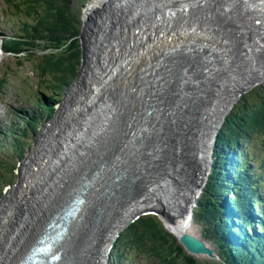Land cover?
I'll list each match as a JSON object with an SVG mask.
<instances>
[{
  "label": "bare ground",
  "instance_id": "1",
  "mask_svg": "<svg viewBox=\"0 0 264 264\" xmlns=\"http://www.w3.org/2000/svg\"><path fill=\"white\" fill-rule=\"evenodd\" d=\"M228 1L231 3L233 0L202 1L199 3V5H201L200 9L193 13L191 19H188L184 24L178 26L176 30L161 35L159 34L154 41H149L143 45V41H146L149 34L161 33L162 31V25L160 26L154 23L149 24L147 22L145 18L146 13L151 12L154 14L157 10L165 11L160 22L164 24L169 19H178L185 16L188 18L191 17L189 14L192 13H190L188 7L191 6L193 8L197 6L194 5L197 1L100 0L102 3L97 5H101V7L99 6L101 13L96 16V20L100 22V34L107 42L103 43L100 41L95 45L98 49H102V51L105 50L104 54L106 58L103 60L106 61L113 52H122V47L120 46L123 42L122 38H124L123 35L128 34L125 38L129 41L126 44L127 47H124L123 50L130 49L129 45L131 44L135 46V49L133 51L130 49L127 52V55H129V52H132L133 57L130 55L131 58H128V56L126 58L130 67L126 72L129 74V77H127L125 81L128 82L132 79L130 68L136 65L154 69L155 72L161 75L157 84L159 86L158 90L161 92V95L164 96L160 98L159 105L164 104L169 99V101L172 102L167 108L169 116H173L174 113H176L179 117H173L169 129L164 131L158 130L161 122L157 118L155 111H153L150 116H148L147 113L143 116V109L145 106L148 107V104L141 103L142 96L139 94L131 95L135 101L131 100L130 93L127 95L128 98L126 102L132 103L133 112L130 109L125 110L126 103L124 100L126 94H121L119 84L125 86L127 90L128 86L126 83H121L117 79V73L121 74L123 69H120L117 63L111 64L110 61L106 63V66H109L111 77L116 80L115 86L117 87L109 96H106V101L103 102L102 100L100 103V111H97L98 108L96 106L94 107L91 111V115L95 113V117L89 119L88 124H85L86 119H84L85 123L81 124L76 118L75 126L79 125L76 128L72 126L70 130L71 137L62 144L63 148L59 146L55 148L53 146L54 144H58L61 135V128L57 130L56 125L64 123L65 118L69 120L72 119V105H74L75 109L82 108L83 92L87 90L88 94L86 97H83V99L89 96L92 102V97H96L95 92L103 91L102 81L104 82V80H107L108 83L112 81L110 77H104L102 80L101 78L103 75L99 74V76L95 78L96 81L94 82L95 87L92 91L93 93H89L88 89H91V83H89L88 74L83 72L87 80H83L84 74H82L78 86L74 88L75 90L77 89V91L79 90L76 92V96H79L77 98V106L80 107H77L74 102H72L71 105L68 103L60 107L58 106L59 104H56L57 108H63V112L60 120L51 128L48 127L45 129L46 132L43 133L44 145L40 152L44 153V156L39 155V153L33 154L35 159L31 158V163L29 162L27 164L19 190H17V188V191L9 195V197L13 195L21 196H15L12 199L11 205H13V207L11 208V213L9 212L8 215L6 213L5 218L0 224L2 225V223L6 221V227L2 232L4 237L8 235V228L24 222H32V220L35 219L34 216L26 215L25 213L27 212L34 215L36 213V217H38L36 223H38L43 212L50 210L57 203V196L69 191L73 186L71 185L73 177L79 172L86 173L88 171H92L97 178L95 200H97L100 205L102 204L108 207L107 217H104L102 209L99 208L101 213L100 218H102L106 224V221L111 222L108 228V225H104L105 229L99 231L98 234L102 236L106 233V236L110 237L126 222L124 215L119 213V211L125 204L128 195L122 194L121 190H117L114 182L123 176V174L116 171L118 169L122 170L124 160H126L127 157L133 156V162L131 161L128 163L126 173L129 174L135 171L137 176H139L138 174L140 173L145 174L147 179L142 182L140 186L145 187L149 185L150 188H155L159 184L155 173L158 176L163 174L165 158L159 156V153L164 156H166V154L170 155L173 158L171 164L174 169L186 168L193 157L195 159L194 167H200L206 162L207 151L204 150V148H206L207 144L211 141L210 138L207 140L208 135L206 137V131L212 132V124L215 125L213 122L214 117L218 112L220 115L225 110L223 106L221 111H219L222 104L227 101V95L242 87L244 81L248 80L245 85L247 83L251 84L252 78L254 79L256 76L264 73V65L261 63L263 60L257 58L259 54L258 51L264 47V36L261 37V35H263L262 30H264V0H234L231 4H229ZM185 3H189V5H185ZM213 3L217 4L216 8H214V6L210 7ZM171 9H174V11L170 12ZM184 9L186 11L180 14V10ZM93 12L94 11L87 14L91 15ZM250 16H253L255 23L261 22L262 25L258 27L259 31L255 35V41L252 42V40H249L246 44L242 43V38L251 33V27L249 26ZM216 19L220 22L224 20V22H222L223 25L215 23ZM108 21L109 26H106ZM237 26L240 29L237 28ZM220 27L222 29H220ZM122 32L123 35L120 34ZM147 32L148 34H146ZM103 33H105V35H103ZM227 42H230V44H227ZM218 45L226 48H233V50H230L232 54H227L222 48L221 50H212L214 46L216 48ZM197 48L201 54H199L198 51V53L196 52L195 49ZM217 54L220 58H217ZM92 58L94 61L95 57ZM133 58L134 62H132ZM242 58L245 59L248 66L243 63L241 60ZM231 61H233L232 64L230 63ZM224 62L230 64H223ZM211 64L213 65L209 67ZM197 68L200 69L195 71ZM97 72H100V70ZM170 72L176 76L172 78L168 88L165 89L167 84H163V80L169 77ZM248 73L249 77H247ZM202 76H204L203 79L201 78ZM188 78H190V80H188ZM95 79L93 78V80ZM200 82L205 84L204 87L201 88L199 85ZM82 87H85L84 91L80 90ZM183 90L186 92L189 91V94L181 92ZM114 92L117 93L114 94ZM74 93L75 92H72V94ZM178 93L181 97L184 94L186 96L184 99L187 100L192 97V93H196L200 98L194 104H198L199 106L191 107V104H187L183 99L178 100ZM148 94H150V92H148ZM171 94L173 96L172 98ZM149 97L151 96L149 95ZM89 99L85 100L84 107L90 106ZM118 108L125 110L120 116L117 111ZM81 113L82 111L79 110L78 115L80 116ZM205 115H207L208 118H204ZM128 116L130 117L127 120ZM137 116H143L147 124L143 123V118L139 122H134L133 120L135 117L137 120ZM150 117H155L153 122ZM119 118L122 120L119 121ZM175 120L180 123L177 129H183L182 134L184 129L187 130L190 136V144L186 148L182 147V142H180V144H175L171 139L170 134L174 132L171 129L175 130V127L178 126V124H174ZM107 124L114 125V128L105 130ZM153 124H157L158 126L154 129ZM79 127L85 128V131H78L77 129ZM73 129H75L74 132H72ZM52 130L54 133L50 135ZM152 130H156V132L153 133L151 132ZM62 133L68 134L66 130H62ZM164 134H166V136ZM193 140H195L196 147H191ZM155 142L156 144H160V147H158V145L156 147ZM46 145L49 152L46 149ZM186 151L189 152V157L182 155ZM48 154H52V156ZM99 159L101 162L98 161ZM150 163L154 164L155 173L149 168ZM36 165H39V168H36ZM198 172L199 171H196L192 176L183 177L182 187L184 188L185 186L186 191L183 189V192L176 197L177 200L175 199L174 203L167 202L163 199H161V203L153 193H148L144 197L140 196L127 200L128 216L140 210H154L161 214V217L164 218L163 223L166 221L168 230L176 236L188 235L202 241L200 238L202 236L197 233L194 222L190 219H188L187 222L182 219L180 205L182 199L187 200V197L193 195L194 189L201 185L203 179L193 180V177L198 175ZM114 173H116V179L112 178ZM185 178L188 179V182H185ZM78 186L79 185H77V187ZM84 189H86V187ZM24 191H29L33 195L35 199L32 198V202L34 204L27 203L28 195H26L27 193H24ZM108 197L109 199H107ZM8 198L6 200L4 198L5 201L3 200V205L7 202L9 204ZM113 205H115L114 208L112 207ZM153 205L156 207L154 208ZM34 209L35 211H33ZM3 213L1 209L0 218ZM97 217L99 218V216ZM171 219L173 223H170ZM19 226L20 225H17L16 229H18ZM25 227L26 229L23 231ZM33 228L31 229V233ZM73 229L74 228H72V230ZM85 229L89 230L86 226L82 229L83 232H85ZM92 229H94V227ZM28 230H30V223H26L18 232L16 231L17 233L15 232L16 234L9 241L10 245L8 242L0 243V253L2 252L1 247L8 243L6 251L1 255L0 264H11L14 261L15 257L23 249L22 242L24 241L22 240V235ZM79 231H81V228ZM71 234L73 235L72 232ZM30 235H27L28 240ZM204 241V247H213L210 243ZM68 246L67 244V247Z\"/></svg>",
  "mask_w": 264,
  "mask_h": 264
},
{
  "label": "trees",
  "instance_id": "2",
  "mask_svg": "<svg viewBox=\"0 0 264 264\" xmlns=\"http://www.w3.org/2000/svg\"><path fill=\"white\" fill-rule=\"evenodd\" d=\"M29 2L28 10L37 20V26L27 27L25 32L30 37L34 36L40 40L42 44H36L37 53L29 55L27 61L33 65L34 73L37 76L36 89L41 94H43L41 90L45 91L43 92L46 95L47 104L43 103L41 106L50 113L48 117L50 118L56 111L53 105L60 103V98L77 79L81 69L79 20L70 13L71 0H63L60 6H56L57 14L52 12L53 3L50 0L42 2L29 0ZM17 10H20L22 14L23 11L19 5H17ZM25 44H14L11 50L20 52L23 50L22 45ZM41 125V122L32 120L28 123L26 130L35 134ZM30 145L28 138L23 135L20 141L12 145V156H18L19 159H22L25 150ZM216 145L214 171L204 189L199 207L195 210V216L207 237L220 248L219 253L223 261L210 264H236L227 248L220 244L218 237L222 225L220 220L222 208L219 198L224 196L222 193L230 194L231 197L234 194L233 191L225 187L226 185L233 186V184L224 179L225 172L219 169V166H224V160L220 159L224 155H219L218 152L221 150H238V160L241 165H245V160H243L246 156L243 152L244 149L256 150L260 154L264 153V84L242 94L227 116ZM250 153L254 157L251 150ZM237 168L239 169L240 166ZM6 173L10 177H13L12 175L17 177L16 164L6 161L0 163V195L3 177ZM233 174L238 177L235 170ZM249 196L254 198L255 204L260 203L255 196ZM233 202L236 209L242 211L239 199L234 197ZM110 264L204 263H199L186 255L184 249L178 244L175 237L166 230L164 223L158 216L145 215L137 219L122 233L114 246Z\"/></svg>",
  "mask_w": 264,
  "mask_h": 264
},
{
  "label": "water",
  "instance_id": "3",
  "mask_svg": "<svg viewBox=\"0 0 264 264\" xmlns=\"http://www.w3.org/2000/svg\"><path fill=\"white\" fill-rule=\"evenodd\" d=\"M118 1V0H117ZM101 13V9L96 8L93 12V14L89 17V19L86 17V19L83 20L82 27H81V33L79 35L80 39V45H81V53H82V63H81V69L78 74L77 79L70 85L72 88L69 86L67 91L65 92L63 101L61 104H63L67 98L72 96V90L76 88V85L78 86L79 80L81 75L84 72V68H87L86 61L88 58V55L91 56V52L95 55L94 58V68H102L100 72L98 73L101 74L102 72H105V66L106 62L100 58V54L102 52V49H97L96 46L91 45L92 42H100L103 40L100 31H99V25L100 22L96 20V16ZM249 26L251 27V33L242 38V43H248L249 40L255 41V35L259 31V28L262 23H255L253 16L249 17ZM264 36V35H263ZM129 40H123L121 43L122 47V52L123 54L120 55V51L113 52L110 54L109 60L111 63H117L118 67L120 69H123L121 74L117 73V79L121 83H126L129 89L130 93V98L131 100L135 101L131 97V95L134 94H139L142 96V101L141 103L143 104H148V107L145 108V113L150 116V114L155 111L156 116L159 120H161V123L164 128L169 129L170 128V123L173 119V116H169V112L167 111L168 105L172 104V102L167 101L162 105H159V100L162 98L163 95H161V92L158 90V84L157 82L160 79V76L157 72H155L154 69L152 68H144L142 65H136L133 68H130L131 74H132V79L128 82L125 81L127 77H129V74L126 72L129 70L128 68L130 67V64L126 61L127 58V52L130 50H123V48L126 46L127 42ZM127 47V46H126ZM139 48V47H136ZM259 54L257 55V58L259 60L264 61V47L263 49H260L258 51ZM97 76V71H95L92 75L94 78ZM176 75H173L171 72L169 74V77L165 78L163 80V84H167L165 89L168 88L169 84L171 83V80L173 77ZM106 77V74L103 75L101 78L102 80ZM175 79V78H174ZM95 80H90L89 83H94ZM78 83V84H77ZM251 84H246L242 87H240L238 90H235L232 94L230 99H227V101L224 103L226 107L224 108L225 110L222 112V114L218 115V121L217 124L214 125L213 131H206L209 132L210 134V145H207L204 150L207 151V160L206 162L200 166V167H194L191 166V162L189 161V165L184 168V169H174L171 161L173 158L170 155H166L165 161H164V167H163V174L158 176L156 175L154 171V164H150L149 168L155 173L156 179L158 180L159 184L155 188H150L149 185L145 187H136L132 189L129 192L128 198L129 199H134L137 197H144L148 193H153L158 200L162 203V200H165L170 203H174V200L176 199L177 196H179L183 192V177L184 176H192L196 171L203 172L204 177L202 180V184L194 189L193 195L190 197H187V200L182 199L180 201L181 205V217L184 221L187 222L186 219L188 218V213H189V208H192V211L195 207V202L197 201V198L203 189V187L206 184V180L208 178V175L210 173V168H211V153H212V145L213 142L215 141V138L218 136V133L220 129L223 127V124L226 121L227 116L230 114V112L233 110L235 107L237 101L239 98L242 96V94L249 92L253 88H255L258 85H261L264 83V73H262L259 76H256V78L251 79ZM163 86V85H162ZM109 89H113V87H110L109 83L107 80L102 81V90L106 91ZM119 90L122 95H125L127 93V89L125 86L119 84ZM158 90V91H157ZM150 92V94H148ZM149 95L151 97H149ZM168 95V93H167ZM166 95V96H167ZM108 96V95H106ZM172 96V94H171ZM191 98L189 100L184 99L186 98L185 96L178 93V100H184V102H187V104H191V107H198V104H194L200 97L195 93L191 94ZM164 97V96H163ZM58 109V108H57ZM155 117H150L151 121L153 122ZM204 118H208L207 115L204 116ZM211 125V123H210ZM138 130V129H137ZM199 137V134H198ZM191 147H196L195 140L191 143ZM190 147V148H191ZM182 155L189 157V152L186 151ZM181 156V155H180ZM126 193V190H125ZM124 194V192H123ZM127 200L125 204L123 205L122 209L119 211V213H122L126 219V222L122 225L123 227H119L113 235L110 237L106 236V233L104 234L103 238L100 240L97 236H94L92 234H85L78 244L76 245V248L74 250V253L72 257L62 264H107V259L108 255L110 252V249L112 248L113 244L115 241L121 236L122 232L124 231L125 228L129 227L134 221H136L139 217L144 216V215H155L158 214L156 211H138L136 213H133L131 216H128V208H127ZM177 200V199H176ZM155 214H152V213ZM164 219V218H163ZM131 221L132 223H128ZM172 222V219L170 221ZM164 226L166 227V230L173 235L178 244L184 249V252L186 255L193 257L197 261H212L214 263L219 262L220 258L219 256H216L215 250L213 247H203V241H199L195 239L194 237L188 236V235H183V236H176L174 233H172L170 230H168L166 221L164 222ZM123 230V231H122ZM122 231V232H121ZM101 241V244H100Z\"/></svg>",
  "mask_w": 264,
  "mask_h": 264
},
{
  "label": "rangeland",
  "instance_id": "4",
  "mask_svg": "<svg viewBox=\"0 0 264 264\" xmlns=\"http://www.w3.org/2000/svg\"><path fill=\"white\" fill-rule=\"evenodd\" d=\"M37 1H39V2H42V1H45V0H37ZM52 3H53V8H52V12L54 13V14H57V12H58V9L56 8V6H60V4L63 2V0H50ZM181 0H177V2H180ZM192 1H197L194 5H197V6H195V7H188V9H190V13H192V14H189V15H191V17H182V18H178V19H169L166 23H160L161 22V17L163 16V14H164V12L165 11H160V10H157L156 11V13H154V14H152L151 12H148V13H146V15H145V18H146V20H147V22L150 24V23H154V24H159L160 26L162 25V31H161V33H151V34H149L148 36H147V39H146V41H143V45L144 44H146V43H148L149 41H154L155 40V38H156V36L157 35H161V34H165V33H168V32H171V31H174V30H176L177 29V27L178 26H180V25H182V24H184V22L185 21H187L188 19H191L192 17H193V13H195V12H197L199 9H200V7H201V5H199V3H201L202 1H204V0H192ZM234 1V0H233ZM232 1V2H233ZM90 2V3H89ZM219 2V1H218ZM217 2V3H218ZM231 2V3H232ZM102 2H100V0H73V4H72V10H73V12L75 13V16H73L74 18H77V20H79V16L81 17V11L83 10V7L84 6H87L86 8H85V14H87V13H89V12H92V11H94L95 10V7L97 6V7H101V5H97V4H101ZM228 3L229 4H231L229 1H228ZM0 4H1V6L3 7V9H4V5H3V3H2V1L0 0ZM67 4H68V2H67ZM203 4V3H202ZM18 5L21 7V9H22V14H21V12H20V10H18V12H19V14L21 15V21L22 22H24L28 27H34V26H37V20L34 18V16L33 15H31V13H30V11L28 10V8H29V6H30V2H29V0H25V1H22V2H19L18 3ZM185 5H189V3H185ZM214 6V8H216V6H217V4L216 3H213V5H210V7H213ZM5 11V10H4ZM174 11V9H171L170 10V12H173ZM186 10L184 9V10H180V14L181 13H183V12H185ZM189 11V10H188ZM5 14V13H4ZM198 14H200V13H198ZM79 15V16H78ZM167 18V17H166ZM118 19V18H117ZM20 20H15V22L14 23H12L10 26H6V28H5V34H13L14 33V31L16 30V27H17V23L19 22ZM222 22H224V20H221ZM226 21V20H225ZM222 22H220L219 20H215V23H220L221 25H223V23ZM213 24V23H212ZM212 24H210V25H212ZM106 26H109V21H108V23H106ZM237 28H239L238 26H237ZM108 29V28H107ZM220 29H222L221 27H220ZM240 29V28H239ZM1 30V29H0ZM262 32H263V35H264V30H262ZM0 33H2L1 31H0ZM120 34H122L123 35V32L122 33H120ZM146 34H148V32L146 33ZM103 35H105V33H103ZM263 35H261V37H263ZM126 36H128V34H125V35H123V37L124 38H122L123 40H127V38H125ZM257 37V36H256ZM228 38H230V37H228ZM228 38H227V40H228ZM103 43H105V42H107L104 38H103V40H101ZM122 41V40H121ZM97 45V42H92L91 43V45H93V46H96ZM227 44H230V42H227ZM235 44V43H234ZM236 45V44H235ZM121 46V45H120ZM126 47V46H125ZM96 48H97V46H96ZM129 48L131 49V51H133L134 49H135V46L134 45H129ZM221 48L224 50V51H226V53L227 54H229V55H231L232 54V51H230V50H233V48H226V47H222L221 45H218L216 48H215V46L213 47V49L212 50H221ZM32 50H33V53H37V48L36 47H32L31 48ZM98 49V48H97ZM124 49V48H123ZM196 50V52L198 51V48L197 49H195ZM104 51L105 50H103L102 52H101V54H100V58L101 59H104V58H106V56H105V54H104ZM235 51V50H234ZM199 52V51H198ZM197 52V53H198ZM230 52V53H229ZM217 53H218V51H217ZM29 53H26V55H28ZM123 54V52H121L120 53V55H122ZM199 54H201L200 52H199ZM130 55L133 57V54H132V52L130 53L129 52V55H127L128 56V58H131L130 57ZM136 55V54H135ZM217 56V58H220L219 56H218V54L216 55ZM24 57V56H23ZM92 57H95V55L93 54V52H91V56L90 55H88V58L89 59H87V62H86V65H87V68H84V73L85 74H88V80H89V78H90V80H93V78H92V75H93V73L95 72V71H98V70H101V69H99V68H97V69H95L94 68V61H93V58ZM242 61H243V63L246 65V66H248V64H247V62H245V59L244 58H242L241 59ZM228 61V60H227ZM4 63H5V66H3V67H6V65H9L6 69V73L7 74H10V76H11V85L8 87V89H7V91H6V93L4 94L5 96H7V97H11V102L14 100V98H15V96L17 95L16 94V90H17V85H19V84H21V80H20V76H23V77H27L28 79V82L29 83H31L32 85H35L36 84V81H37V76L35 75V73H34V69H33V65L32 64H30L29 62H27V61H22L21 63L22 64H20V63H17L16 62V58H14L13 56H9V58H7V59H5L4 61H3ZM106 63H109L110 62V60H109V58L108 59H106V61H105ZM132 62H134V58L132 59ZM231 64L233 63V61H231L230 62ZM230 63H227V62H224L223 64H230ZM263 65H264V61H262L261 62ZM260 63V64H261ZM112 64V63H111ZM139 64V63H138ZM213 64H211L209 67H211ZM94 68V69H93ZM200 68H197L195 71H197V70H199ZM105 72H102L100 75H104V74H106V77H110L111 79H112V81H110L109 82V85H110V87H113V89H107L106 91H101V92H95L96 93V97L95 98H93L92 96H90V97H92V102H91V99H89V96L86 98V99H89L88 101H89V103H90V106L89 107H84L85 106V100L86 99H83V97H86V95H88L87 94V90L85 91V92H83V95H82V104H81V102H80V104L82 105V108L81 109H75V107H74V105H72V111H71V113L73 114V116H72V119L71 120H69V119H67V118H65L64 119V123H62V124H57L56 125V128H57V130H59L60 128H61V131H60V133H61V135H60V138H59V141H58V144H54V146L53 147H57L58 148V146L60 147V148H63V145L62 144H64V142L69 138V137H71V133H70V130H71V128H72V126L74 127L75 126V122H76V118H77V120H78V122L80 123L81 122V124H84L85 122H84V119H86L85 121H86V123L85 124H88V120L89 119H93L94 117H95V113H93L92 115H91V111L94 109V107L96 106L97 108V111H100L101 110V105H100V103L102 102V100H103V102L104 101H106L105 99H106V95H110L111 94V92H113L114 91V89L117 87V86H115L116 85V80L115 79H113L112 77H111V73H110V68H109V66H105ZM224 70V69H223ZM205 72V71H204ZM83 73V74H84ZM97 73H99V72H97ZM85 74H84V78H83V80H87V78H86V76H85ZM99 75H97V76H95L94 77V79L95 78H97ZM203 77L204 76H202L201 78L203 79ZM247 77H249V73L247 74ZM208 78V77H207ZM219 78H221V77H219ZM253 79V78H252ZM188 80H190V78H188ZM248 81V80H247ZM247 81H244V85H245V83L247 82ZM78 84V83H77ZM264 84V83H263ZM199 85L201 86V88L202 87H204V83H199ZM203 85V86H202ZM243 85V86H244ZM262 85V84H261ZM77 86V85H76ZM71 88H72V86H70ZM94 87H95V85H94V83H91V89L89 90L88 89V91H89V93H93L92 91L94 90ZM239 89V88H238ZM237 89V90H238ZM80 90H85V87H82V88H80ZM44 91V90H43ZM79 91V90H78ZM77 91V89L75 90V89H73L72 90V92H75L74 94H72V96H70L69 98H67V100L63 103V104H61V102L63 101V97H61L60 98V103H58L59 105V107L60 106H65V105H67L68 103L71 105V103L72 102H74L75 104H76V106L78 105V102H77V98L79 97L78 95L76 96V92H78ZM45 92V91H44ZM43 92V93H44ZM71 92V93H72ZM181 92H184V94L186 93V94H189V91L188 92H186L185 90H183V91H181ZM115 93H117V92H114V94ZM233 93V92H232ZM231 93V94H232ZM129 94V89L127 90V93H126V97H125V103H126V108H125V110L126 109H130L131 111H132V103H128V102H126L127 101V98H128V95ZM183 94V96H185ZM231 94L229 93L228 95H227V98L228 99H230V97H231ZM44 95H45V93H44ZM46 96V95H45ZM173 96H171V98H172ZM186 97V96H185ZM96 100V101H95ZM167 101H169V99L167 100ZM226 102V101H225ZM224 102V103H225ZM84 103V104H83ZM224 103L222 104V106H221V108L219 109V111H221V109H222V107L224 106V108H225V106L227 105H224ZM61 104V105H60ZM98 105H99V107H98ZM77 107H80V106H77ZM87 110H86V109ZM145 108H147L146 106L144 107V109H143V116L146 114L145 113ZM63 108H58L57 109V111H55L52 115H51V118H50V120L48 121V123H47V128L49 127V128H51L53 125H55L59 120H60V118H61V116H62V112H63V110H62ZM83 109V110H82ZM79 110H81L82 111V113H81V115L79 116L78 115V111ZM124 109H121V108H118V113H119V116L120 115H122L123 114V112L125 111ZM193 110V109H192ZM191 110V111H192ZM133 112V111H132ZM141 112V111H140ZM128 114H130V113H128ZM86 116V117H84V116ZM89 115H91V116H89ZM218 115H219V112H218V114H216V116L214 117V120H213V122L215 123V125L217 124V117H218ZM25 115L23 114V117H24ZM81 116H82V118H81ZM139 117V116H137V120H136V117L134 118V122H139V121H141V119L143 118V123L145 124H147V121L144 119V117ZM23 117L21 118V121L23 120ZM67 117V116H66ZM90 117V118H89ZM130 116H128L127 117V120H128V118H129ZM173 117L174 118H178L179 116L176 114V113H174V115H173ZM79 118H80V120H79ZM107 119V118H106ZM120 120H122L121 118H119V121ZM40 121H42V120H40ZM39 121V122H40ZM83 121V122H82ZM160 122H161V120H160ZM175 123L174 124H178V126H176L175 127V130L174 129H171V130H173L174 132H171V139L174 141V143L175 144H180V142H182L183 143V148H186L189 144H190V136H189V134H188V132H187V130H185L184 129V132H183V134H182V131H183V129H177V127H179L180 126V123H179V121H177V120H175L174 121ZM65 124V125H64ZM79 125V124H78ZM78 125H76L74 128H76ZM125 125H126V123H125ZM135 125H137V124H135ZM156 126H158L157 124H153V127H154V129L156 128ZM182 126V125H181ZM66 128V129H64V128ZM105 127H107L105 130H108V129H113L114 128V125H110V124H107ZM183 127V126H182ZM213 127H214V125L212 124V128H211V130L213 129ZM41 129V128H40ZM40 129L38 130V132L36 133V134H39L40 133ZM62 130L63 131H67L68 132V134H63L62 133ZM74 130L75 129H73V131L72 132H74ZM78 131L79 130H81L82 132H84L85 131V128H81V127H79L78 129H77ZM158 130H162V131H164V130H166V128H164L163 127V125H162V123L159 125V127H158ZM186 131V132H185ZM213 131V130H212ZM0 137H2V134L4 133V132H6L5 130H3L2 128H0ZM46 131L44 130V132L43 133H45ZM151 132H153V133H155L156 132V130H152ZM41 134L40 136H39V138H38V141L36 142V144H35V146H34V135L33 134H31V135H28L31 139H30V142H31V150H32V152L31 151H29V153L31 152V154L27 157V159L25 160V163H24V165H23V167L21 168V170H20V175H21V180H20V183H21V181H22V179H23V173L25 172V170H26V166H27V164L30 162L31 163V158L32 159H35L34 157H33V154H36V153H39V155H43L44 156V153H41L40 152V150L43 148V135L44 134ZM54 133V131L52 130V132H50V135L51 134H53ZM175 133H176V135H175ZM163 134V133H162ZM165 136H166V134H164ZM173 135V136H172ZM207 135H208V137H207ZM42 136V137H41ZM179 136H181V137H179ZM206 137H207V140L210 138V134H209V132H206ZM146 140H148V139H146ZM41 141V142H40ZM118 142V141H117ZM116 142V143H117ZM157 145H158V147H160V144H156V142H155V146L157 147ZM172 145V144H171ZM207 145H210V142H209V144H207ZM162 146V145H161ZM174 147V146H173ZM97 148V147H96ZM46 149H47V151H48V147H47V145H46ZM148 150V149H147ZM49 152V151H48ZM41 153V154H40ZM50 153H52V152H50ZM155 153V152H154ZM49 156H52V154H48ZM4 156L7 158L8 157V155L7 154H4ZM159 156H161V157H163V158H165V156L163 155V154H160L159 153ZM262 159H264V155H263V158ZM162 160V159H161ZM9 161H10V163L11 164H15L16 162H17V159L16 158H13V159H11V158H9ZM99 162H101V160L99 159L98 160ZM133 162V156H129V157H127L126 158V160H124V165H123V167H122V170H120V169H118L116 172H119L120 174H123V176L125 175V174H127L126 173V169H127V165H128V163L129 162ZM237 161H238V158H236V163L234 164V165H237ZM191 164H192V166H194L195 165V159H194V157L191 159ZM36 168H39V165H36ZM92 171H88V172H86L85 174H87V177H91L92 176ZM83 172H79V173H77L76 174V176L75 177H73V179H74V181H73V183H77L78 181H79V177L80 176H83ZM116 173H114L113 174V177L112 178H114V179H116V175H115ZM201 174V175H200ZM139 176L138 177H140L141 178V180L139 179V181H140V184L142 183V182H144L146 179H147V177H146V175L145 174H143V173H140V174H138ZM13 177H10L9 176V174L7 175V179H10V181L11 182H13V181H15L16 180V177L14 176V175H12ZM199 177V178H198ZM203 177H204V174L203 173H201V172H198V175H196L195 177H193V180H197V179H203ZM232 181V180H231ZM185 182H188V179L187 178H185ZM18 183V182H17ZM20 183L19 184H16V187L15 188H13L12 189V191H10V192H8L7 193V196L5 197V200L9 197V195H11L13 192H15V191H17V190H19V186H20ZM202 184V183H201ZM74 187H77V186H72L69 190H71L72 188H74ZM18 188V189H17ZM85 188V187H84ZM17 189V190H16ZM184 191H186V187L184 186ZM24 193H27L26 195H28L27 196V203H30V204H34L33 202H32V198L33 199H35L34 197H33V195L28 191V192H26V191H24ZM68 192L66 191L65 193H63V194H60V195H58L57 196V203H56V205H58L64 198H63V196H65V194H67ZM30 195V196H29ZM61 195H62V197H61ZM128 195V194H127ZM15 196H21V195H13V196H10L9 198H8V201H9V204H8V202L5 204V205H3L4 207L2 208V213L3 212H5V213H3L2 215H1V218H0V224H1V222L3 221V219L5 218V214L7 213V215H8V213L10 212L11 213V208L13 207V205H11V203H12V199L15 197ZM95 197H96V195H95ZM60 200H59V199ZM232 198L234 199V194H232ZM220 199V198H219ZM224 199V198H223ZM223 199H222V202H223ZM4 200V201H5ZM3 201V202H4ZM222 202H221V204H222ZM7 207V208H6ZM113 208L115 207V205H113L112 206ZM153 207L155 208L156 206L155 205H153ZM100 204H99V202L96 200V201H92V202H88L87 203V208H85L84 210H82L81 211V213H80V216L81 217H83L77 224H75L74 226H72V228H74L73 230H72V228L70 229V231L73 233V235L71 234V232L69 231V235H67V237L65 238V240L63 241V243H62V245H61V249L62 250H70L71 249V247H72V245H73V243L77 240V237L79 236V235H77V234H80L81 233V231H82V229L83 228H85L86 227V224H88L91 220H92V218H94L95 216H99V218H100V215H101V213H100ZM4 209V210H3ZM52 209V208H51ZM7 210V211H6ZM33 211H35V209L33 210ZM151 211V210H150ZM153 211V210H152ZM48 212H49V210H48ZM262 212H264V211H262ZM98 213V214H97ZM109 213H110V211H109ZM149 213H152V212H149ZM0 214H1V210H0ZM26 215H31V216H34L35 217V219H33L32 220V222L31 221H28V222H24V223H22V224H17V225H20L19 227H18V229H16L17 228V225H15V226H12V227H10V228H8V235L7 236H3L2 235V232H3V230H4V228L6 227V221L4 222V223H2V225H0V243L1 242H8L9 243V241L13 238V236L18 232V230L19 229H21V227H24V225L26 224V223H30V230H28V231H26L27 232V235L29 236L30 234L32 235L34 232H35V230L38 228V226L40 225V223H41V221H42V219H44L45 218V216L48 214L47 213V211H44L43 212V215H41V217H40V219H39V221H38V223H36L37 221V219H38V217H36V213H35V215L34 214H32V213H25ZM85 214H86V217H85ZM152 214H155V213H152ZM7 215H6V217H7ZM92 217H91V216ZM42 216H44V217H42ZM157 216H158V218L163 222V218L161 217V214H157ZM83 219H85V220H83ZM102 219V218H101ZM103 221V220H102ZM107 222V224L103 221V223H104V225L105 226H107V228L109 227V225L111 224V222L110 221H106ZM128 223H132L131 221H129ZM195 224V223H194ZM33 225V226H32ZM35 225V226H34ZM76 225H77V227H76ZM229 225H231V224H229ZM195 226V228H197V233L198 234H200L202 237H200L201 239L203 238V234H202V232L205 234V232H204V230L202 229V231H201V229H200V227H198L196 224L194 225ZM27 227V226H26ZM26 227L23 229V231L26 229ZM34 227V228H33ZM37 227V228H36ZM88 227V229H90L91 228V226H87ZM121 227H123V226H121ZM33 228V231H32V233H31V229ZM36 228V229H35ZM80 228H81V231H79L80 230ZM128 228V227H127ZM77 230V231H76ZM126 230V228L124 229V231ZM17 231V232H16ZM22 231V232H23ZM85 231H87L86 229H85ZM123 231V230H122ZM121 231V232H122ZM123 231V232H124ZM16 232V233H15ZM21 232V233H22ZM26 232L22 235V240L24 241V242H22V245H23V247L25 246V244L27 243V241H28V236L26 235ZM76 232V233H75ZM77 232H79V233H77ZM122 232V233H123ZM206 235V234H205ZM26 236V237H25ZM207 236V235H206ZM70 237V238H69ZM73 237V238H72ZM30 238H31V236H30ZM206 242H208V243H210L212 246H213V244L209 241V240H207V239H205V238H203ZM70 241V242H69ZM17 242V241H16ZM8 243H7V245H4L3 247H1L2 248V252L0 253V258H1V255L3 254V252H5L6 251V249H7V247H8ZM64 244V245H63ZM67 244L69 245L68 247H67ZM9 245H10V243H9ZM214 247V246H213ZM233 253H235L234 251H233ZM237 259H238V257H237ZM207 264V263H206ZM210 264V263H209ZM238 264H241V263H238Z\"/></svg>",
  "mask_w": 264,
  "mask_h": 264
}]
</instances>
